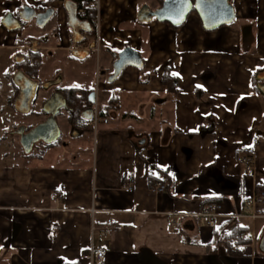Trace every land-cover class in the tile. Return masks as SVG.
Returning a JSON list of instances; mask_svg holds the SVG:
<instances>
[{"label":"crops","instance_id":"obj_1","mask_svg":"<svg viewBox=\"0 0 264 264\" xmlns=\"http://www.w3.org/2000/svg\"><path fill=\"white\" fill-rule=\"evenodd\" d=\"M98 4L97 45L91 54L102 52L103 64L96 63L86 85L77 81L64 87L63 71L54 69L47 86L94 91L108 123H99L90 135L67 125L70 142L63 139L41 152L37 148L43 142H38L29 156L32 150L24 152L19 143L14 114L36 119L21 127L28 132L48 117L42 106L51 96L44 88L27 113L18 112L13 78L23 69L17 65L24 58L31 63L32 55L40 63L46 52L66 63L85 61L71 56L82 47L72 44L61 1L0 0V77H5L0 135L6 136L0 141V264H90L86 254L97 247L106 250L101 264H264L259 248L264 205L246 207L264 191V98L256 88L257 75L264 73V0H230L233 23L211 32L195 12L175 29L155 20L139 22L140 8L157 9V0ZM25 6L38 13L54 9L56 25L43 37H17L34 24L9 31L2 21L7 15L18 20ZM236 27L247 29L248 38L241 41ZM127 47L139 53L142 71L128 67L109 84L113 61ZM9 66L16 67L14 76ZM165 68L176 78L174 95L162 85ZM38 79L29 80L38 88L47 81L41 67ZM101 80L108 92L103 103ZM248 153L252 172L236 161ZM129 176L132 192L124 190ZM157 183L166 185L164 193L152 192ZM207 201L221 207L213 227L199 216ZM229 218L238 221L249 240L239 256L212 247L214 230ZM107 219L117 229L102 236Z\"/></svg>","mask_w":264,"mask_h":264},{"label":"water","instance_id":"obj_2","mask_svg":"<svg viewBox=\"0 0 264 264\" xmlns=\"http://www.w3.org/2000/svg\"><path fill=\"white\" fill-rule=\"evenodd\" d=\"M57 2L60 0H51ZM161 1L159 8L151 9L148 5H143L137 13V19L141 23H149L155 20L158 23H168L174 28L181 27L188 16L195 12L205 31L211 32L220 27L233 23L235 13L230 0H157ZM62 7L67 16V27L70 30L72 44L79 46L83 42L82 33H89L91 26L87 21H82L78 17L77 4L71 0H63ZM55 10L46 9L38 13L30 7H23L18 13V20L12 15H7L2 25L9 31L21 29V24L33 23L37 28H44L54 17ZM89 50L71 51V56L83 60L88 57ZM20 63V59H15ZM131 67L135 69L143 68V61L137 51L127 47L117 54L116 60L112 64L113 73L108 77V83H114L124 69ZM259 81L263 80L264 73H261ZM13 82L19 89L18 98L15 102V109L20 113H27L30 104L35 97L37 85L29 80L23 73H17ZM48 86H45L47 88ZM260 95L264 98V84L256 86ZM88 108L81 115L83 121H90L94 113L95 92L92 91L87 97ZM65 100L60 94L52 95L43 105V111L48 115L45 121L33 127L30 131L24 132V128H19L16 134L19 135V143L24 152L29 153L34 144L43 142L52 144L60 137V130L56 122V117L61 108H65ZM260 251L264 253V236L260 241Z\"/></svg>","mask_w":264,"mask_h":264},{"label":"trees","instance_id":"obj_3","mask_svg":"<svg viewBox=\"0 0 264 264\" xmlns=\"http://www.w3.org/2000/svg\"><path fill=\"white\" fill-rule=\"evenodd\" d=\"M61 2L63 0H60ZM77 4L78 7V13L79 11L85 12V18L84 20L90 23L93 26V29L95 30L94 20L96 18V10H94L91 7L92 0H71ZM161 4V1H158ZM175 29V28H174ZM31 57L33 59H31ZM72 58V57H71ZM30 59L33 61V63H30V60L27 58L23 59V62L21 64H18V69H23L24 75H26L29 79L38 81V75L40 71V63L39 61L35 62L36 58L32 55L30 56ZM74 59V58H72ZM139 71H142L139 70ZM162 85L166 86L167 91L170 94H176L177 93V85H176V78L171 77L169 74L168 69H164V72L161 77ZM264 82V81H263ZM39 84V88L41 83ZM256 90V88L254 87ZM89 91L82 90V89H76V88H68L63 90V95L66 100L67 109L62 110L58 117L61 115H65L66 117V124L70 127L76 126L81 130V134L83 135H90L92 133V128L81 125L82 119L81 115L83 111L86 109V107L83 106V104L87 101V97L89 95ZM18 94V91H17ZM114 101V98L112 97L110 99V103ZM37 116H40V114H36ZM30 129V128H29ZM28 129V130H29ZM6 136L2 137L4 139ZM60 136L57 141H55L52 144H43L40 143V146L44 149L56 147L63 143V140ZM43 151V150H42ZM34 153V149L28 154L29 156H32ZM209 201L205 202L203 204V207L205 204H207ZM221 226L218 227V229L214 230V240L212 242V247L219 248L224 251L225 254L231 255V256H239L242 254L241 247L247 245L249 243V240L246 237V231L244 228L239 226L238 221L234 218H229L225 221H223Z\"/></svg>","mask_w":264,"mask_h":264},{"label":"rangeland","instance_id":"obj_4","mask_svg":"<svg viewBox=\"0 0 264 264\" xmlns=\"http://www.w3.org/2000/svg\"><path fill=\"white\" fill-rule=\"evenodd\" d=\"M94 1H97L98 0H92V2ZM152 1V0H151ZM158 2V1H157ZM158 4L160 5V3L158 2ZM54 25H56V20H55V17L52 18L49 23L44 27V28H37L35 27L34 25L31 26L30 28V25H27L25 26V28L27 29H30V30H24V31H21L19 30L18 31V35L17 37H20V36H30V37H40V36H45L49 30H51L52 27H54ZM238 32H240V39H244V38H248L249 36V32H247V29H243L241 27H236ZM24 34V35H23ZM241 39V41H242ZM97 40V38H96ZM248 42V41H247ZM70 47L72 48V45H70ZM48 52H46L45 54L42 53V56L39 58L40 60V63H41V76L43 77H47V81L45 82L44 85L47 86V84H49L51 82V78L53 77L52 75V70L54 69H59L61 71H63L64 73V78H65V81L63 82V86L64 87H67V86H73V85H76L78 83H76L77 81L79 82L80 81V84H88V81L91 80L92 77H94V71H95V67H96V63H99V64H103V59H102V52L101 54H98V56H96V54H91V56L84 62H79L77 64H74V63H66L65 60H61V59H52L50 57H48L47 55ZM59 56H62V54H60ZM30 57V56H29ZM64 57V56H63ZM31 63H33V61L31 60ZM21 70V69H20ZM8 72H10L12 74V76L15 75V72H17V69L15 66H9V69H8ZM72 72V73H71ZM51 75V76H50ZM51 77V78H50ZM5 79V77H0V81L3 82ZM5 84V82H4ZM100 102H102L101 98L103 97L104 99L107 98V93L106 92V89L104 88V83L100 82ZM7 89V87L5 88L4 86V89L2 90V92H6L5 90ZM52 92H50L51 94ZM39 96V95H38ZM43 97L42 95L38 98L37 100V103L35 104V107H34V110L37 112L40 110V104H41V101H42ZM14 116H16V131L21 128V127H27V126H30L28 124H33L34 121L36 120H33L30 116H26V115H18V114H14ZM64 115H62V117L58 118V122H60V125L62 126V140L64 139L65 141H71L70 139H68L67 135H66V130H67V124H66V120L64 119L63 117ZM60 120V121H59ZM4 135V134H3ZM3 135H0V139L2 137H4ZM14 139V146L18 149V143H17V136L13 137ZM8 140V139H7ZM40 150V152L42 150H45L43 147L41 148H37V150ZM37 150H35V153H37ZM38 150V151H39Z\"/></svg>","mask_w":264,"mask_h":264},{"label":"built area","instance_id":"obj_5","mask_svg":"<svg viewBox=\"0 0 264 264\" xmlns=\"http://www.w3.org/2000/svg\"><path fill=\"white\" fill-rule=\"evenodd\" d=\"M91 7L94 10L98 11V8H99L98 2L97 1L92 2ZM78 17L79 19L84 20L85 12L83 10L79 11ZM78 49H82V48H78ZM113 106L116 108V107H119V104L115 103L113 104ZM84 107H88L87 102H85ZM100 113H101L100 110H98L97 105L95 104L93 117L90 121H88V124H87L90 128L96 130L99 123H103L105 125L108 123V119L105 117H102ZM236 161L237 163L243 165L246 171L248 172L253 171V157L251 154L248 153L242 157H239ZM133 188H134V179L131 176H129L127 178V185L124 187V190L126 192H132ZM165 191H166V185L164 183H157L152 190V192L156 194H162ZM257 203L260 205H264V191H259L258 193L254 195L253 199L248 200L246 203V207L247 209H250L254 207L255 204ZM220 208L221 207L217 202H208L202 208L199 216L205 219L207 226L213 227L214 221L216 217L218 216L217 212L220 210ZM252 218H257V216L253 215ZM116 229L117 227L113 225L112 221L110 219H107L105 221V226L101 230V235L106 236L110 232L115 231ZM105 253H106V250L103 247L91 248L86 254V257L90 261V264H101L105 260Z\"/></svg>","mask_w":264,"mask_h":264},{"label":"flooded vegetation","instance_id":"obj_6","mask_svg":"<svg viewBox=\"0 0 264 264\" xmlns=\"http://www.w3.org/2000/svg\"><path fill=\"white\" fill-rule=\"evenodd\" d=\"M86 16V15H85ZM82 21H85V20H82ZM90 24V23H89ZM21 28L23 29L24 28V24H21ZM90 26H91V31L89 32V33H82V36H83V42L80 44V46L79 47H82V49H77V50H84V51H87V50H89V48H90V46L91 45H94V48L92 49V50H90V52H89V55H88V57L87 58H85V59H83L82 61L84 62V61H86L90 56H91V52H94L95 51V49H96V31L93 29V26L90 24ZM114 62V61H113ZM113 73V71L111 72V74ZM110 74V75H111ZM261 73H259L258 75H257V77H256V81H257V85L256 86H258V85H260V83L262 82L263 83V81H259L260 80V78H261ZM45 86L46 85H44V84H42L41 86H40V88L41 89H39L38 88V86H37V89H36V93H35V97H34V99L36 100L37 99V97H38V95H39V93L40 92H43L44 93V91L42 90V89H44L45 88ZM47 90L46 91H50V92H52L51 94H50V96H52V95H54V94H60V95H62V97L64 98V95H63V90H61V89H59V87H57V86H49L48 88H46ZM53 89V90H52ZM33 99V100H34ZM64 100H65V98H64ZM87 102V101H86ZM65 104H66V100H65ZM85 104V103H84ZM84 104H83V106H84ZM44 105V104H43ZM43 107V106H42ZM67 109V104H66V106H65V108H63L62 110H66ZM62 110H60V112L62 111Z\"/></svg>","mask_w":264,"mask_h":264}]
</instances>
